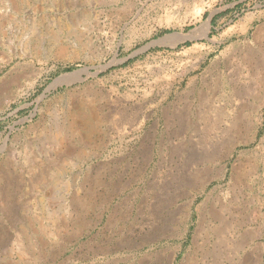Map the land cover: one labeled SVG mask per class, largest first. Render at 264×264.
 <instances>
[{
	"label": "rangeland",
	"instance_id": "obj_1",
	"mask_svg": "<svg viewBox=\"0 0 264 264\" xmlns=\"http://www.w3.org/2000/svg\"><path fill=\"white\" fill-rule=\"evenodd\" d=\"M263 45L264 0H0V264H264Z\"/></svg>",
	"mask_w": 264,
	"mask_h": 264
},
{
	"label": "bare ground",
	"instance_id": "obj_2",
	"mask_svg": "<svg viewBox=\"0 0 264 264\" xmlns=\"http://www.w3.org/2000/svg\"><path fill=\"white\" fill-rule=\"evenodd\" d=\"M241 63H242V66L243 67H247L249 68V70L253 67L255 68H259V70H264V45L262 47L259 48L258 51H256L255 53H252V54H249V55H246V54H242L241 56ZM242 73H244L242 71ZM258 74L256 72H254V70H252V73H250L249 75H246V80H256V76ZM240 76H243L242 74H240ZM260 81H263L261 78H260ZM235 96L237 97V99L241 98V93H236ZM247 107L245 106H241V110H245ZM240 113V112H239ZM252 115V114H251ZM240 115H238L239 117ZM237 117V116H236ZM241 117V116H240ZM235 119V118H234ZM236 120V119H235ZM215 124V123H214ZM236 124V123H235ZM250 127L248 126L246 129V132H250V129H251V123H249ZM240 127V126H239ZM213 217V216H212ZM217 218V217H216ZM214 219V218H213ZM240 247V246H239Z\"/></svg>",
	"mask_w": 264,
	"mask_h": 264
},
{
	"label": "water",
	"instance_id": "obj_3",
	"mask_svg": "<svg viewBox=\"0 0 264 264\" xmlns=\"http://www.w3.org/2000/svg\"><path fill=\"white\" fill-rule=\"evenodd\" d=\"M142 51V50H141Z\"/></svg>",
	"mask_w": 264,
	"mask_h": 264
}]
</instances>
